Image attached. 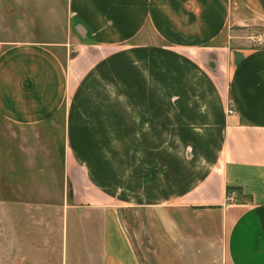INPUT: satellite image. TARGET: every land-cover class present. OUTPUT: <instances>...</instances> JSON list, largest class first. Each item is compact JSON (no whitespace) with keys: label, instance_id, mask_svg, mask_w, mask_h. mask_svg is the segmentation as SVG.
<instances>
[{"label":"crops","instance_id":"crops-1","mask_svg":"<svg viewBox=\"0 0 264 264\" xmlns=\"http://www.w3.org/2000/svg\"><path fill=\"white\" fill-rule=\"evenodd\" d=\"M34 3L36 26L61 12L64 40L0 51V120L56 138L70 200L103 209L100 264H139L120 217L128 209L155 214L174 264H203L197 243L205 264H264V46L223 38L264 20V0ZM182 213L216 222L188 232L172 220Z\"/></svg>","mask_w":264,"mask_h":264},{"label":"rangeland","instance_id":"rangeland-1","mask_svg":"<svg viewBox=\"0 0 264 264\" xmlns=\"http://www.w3.org/2000/svg\"><path fill=\"white\" fill-rule=\"evenodd\" d=\"M21 1L0 0V51L15 40L42 39L55 44L64 40L61 12L54 13L51 26H36L43 22L36 20L41 13L37 4ZM241 24L224 32V39L231 37L230 46H264V20L251 18L246 26ZM51 50L62 59L58 48ZM51 130L58 128L50 126ZM34 132L42 139L33 137L31 130L24 132L0 120V264H100L103 209L70 200L67 188L61 185L58 141L54 137L48 141L46 126ZM171 216L173 221L183 222L188 232L192 226L206 227L215 221V217L191 213ZM120 217L139 264L176 262L173 251L159 249V224L152 211L128 209L121 211ZM195 248L198 263L205 264L200 256L208 257V252L200 243ZM180 256L187 258L186 252ZM177 260L176 264L182 263ZM214 264H219V258Z\"/></svg>","mask_w":264,"mask_h":264},{"label":"trees","instance_id":"trees-1","mask_svg":"<svg viewBox=\"0 0 264 264\" xmlns=\"http://www.w3.org/2000/svg\"><path fill=\"white\" fill-rule=\"evenodd\" d=\"M234 191H237V189L236 188H231V187H226V189H225V195H227L230 192H234Z\"/></svg>","mask_w":264,"mask_h":264},{"label":"built area","instance_id":"built-area-1","mask_svg":"<svg viewBox=\"0 0 264 264\" xmlns=\"http://www.w3.org/2000/svg\"><path fill=\"white\" fill-rule=\"evenodd\" d=\"M232 199H233V194H232V192H230V193H228V194L226 195V200H227V201H232Z\"/></svg>","mask_w":264,"mask_h":264}]
</instances>
